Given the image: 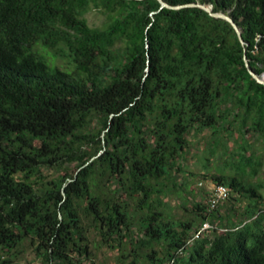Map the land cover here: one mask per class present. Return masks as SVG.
<instances>
[{
  "label": "trees",
  "instance_id": "1",
  "mask_svg": "<svg viewBox=\"0 0 264 264\" xmlns=\"http://www.w3.org/2000/svg\"><path fill=\"white\" fill-rule=\"evenodd\" d=\"M165 1L230 15L245 44L200 6L0 0V264L27 247L42 264H91V232L120 264H264L261 184L213 175L247 204L209 211L205 189L185 219L167 199L186 184L190 134L236 123L264 142V83L249 71L264 74V0ZM260 162L244 151L238 165ZM205 220L216 228L188 244Z\"/></svg>",
  "mask_w": 264,
  "mask_h": 264
},
{
  "label": "rangeland",
  "instance_id": "2",
  "mask_svg": "<svg viewBox=\"0 0 264 264\" xmlns=\"http://www.w3.org/2000/svg\"><path fill=\"white\" fill-rule=\"evenodd\" d=\"M85 16L92 26L102 25L107 18L106 14L97 9H91ZM61 63L66 66L65 61ZM229 127L235 128L224 134L219 132L214 135L210 129H206L201 134H190V147L186 157L180 161L184 171L179 173L178 178L180 182L186 181V184L173 190L167 197L171 205L169 211L175 218L189 217V209L194 202L206 201L203 198V191L210 187L213 175H235L246 184H261L260 192L264 195V142L253 132L244 133L237 128L239 126L236 123ZM243 144L246 145V150L243 149ZM244 151L247 155L252 154L255 159H261V165L256 172H252L251 167L247 166L245 173H241L243 169L239 168L238 162ZM47 172L51 175L57 174L54 169ZM232 203L238 209H242L247 204V200L243 197L238 201L231 199L221 206L230 207ZM222 210L224 212L223 207ZM90 237L93 240L90 244L93 253L91 264H120L117 262V252L99 244L100 238L95 232H91ZM18 264H42V262L33 250L27 247L18 259Z\"/></svg>",
  "mask_w": 264,
  "mask_h": 264
},
{
  "label": "built area",
  "instance_id": "3",
  "mask_svg": "<svg viewBox=\"0 0 264 264\" xmlns=\"http://www.w3.org/2000/svg\"><path fill=\"white\" fill-rule=\"evenodd\" d=\"M264 79V74L262 75ZM207 204L208 210L212 211L217 208L220 204L224 203L230 197V189L223 183H218L212 181L210 187L207 189ZM216 225L209 220H205L202 224L198 226L197 229L193 232L192 236L188 240V244H191L194 240L204 236L205 234L210 233ZM223 230V229H219Z\"/></svg>",
  "mask_w": 264,
  "mask_h": 264
},
{
  "label": "water",
  "instance_id": "4",
  "mask_svg": "<svg viewBox=\"0 0 264 264\" xmlns=\"http://www.w3.org/2000/svg\"><path fill=\"white\" fill-rule=\"evenodd\" d=\"M159 1L161 3L162 7L166 6V7L173 8V9H179V8H183V7H187V6H200V7L204 8L205 10H207L212 16L221 17V18L228 20L233 25L234 29L236 30L241 43L245 44V41L242 37L241 29L239 28L238 24L235 22V20L230 15L223 13V12H214L212 10L211 6H208V5H205L202 3H198V2L171 5V4L167 3L165 0H159ZM245 61H246V65L249 67V62H248V59L246 57H245ZM249 71L258 81L264 83V79L262 77H260L258 74H256L251 68H249Z\"/></svg>",
  "mask_w": 264,
  "mask_h": 264
}]
</instances>
